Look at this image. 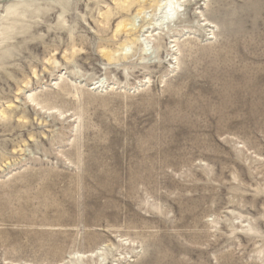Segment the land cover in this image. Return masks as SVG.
Returning <instances> with one entry per match:
<instances>
[{
    "label": "rangeland",
    "instance_id": "374dc122",
    "mask_svg": "<svg viewBox=\"0 0 264 264\" xmlns=\"http://www.w3.org/2000/svg\"><path fill=\"white\" fill-rule=\"evenodd\" d=\"M156 7L0 0V264H264V0Z\"/></svg>",
    "mask_w": 264,
    "mask_h": 264
},
{
    "label": "bare ground",
    "instance_id": "6f19581e",
    "mask_svg": "<svg viewBox=\"0 0 264 264\" xmlns=\"http://www.w3.org/2000/svg\"><path fill=\"white\" fill-rule=\"evenodd\" d=\"M152 1L156 3V6H157L156 8H159L160 18L162 19L161 21L166 22V19L169 20V19L174 17L173 5H174L176 0H161V1L152 0ZM132 2L134 4V1H132ZM132 2H130V4H132ZM177 2H178V0H177ZM128 7H130V6L128 5Z\"/></svg>",
    "mask_w": 264,
    "mask_h": 264
}]
</instances>
